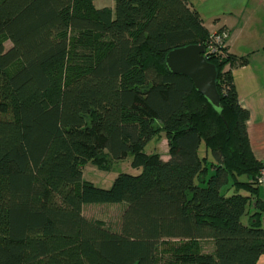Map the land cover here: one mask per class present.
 Segmentation results:
<instances>
[{
	"label": "trees",
	"instance_id": "16d2710c",
	"mask_svg": "<svg viewBox=\"0 0 264 264\" xmlns=\"http://www.w3.org/2000/svg\"><path fill=\"white\" fill-rule=\"evenodd\" d=\"M94 1L0 0V264H259L263 161L227 68L248 57L206 50L217 108L165 67L214 34L188 0ZM129 157L141 173L84 179ZM104 203L125 204L119 230L84 216Z\"/></svg>",
	"mask_w": 264,
	"mask_h": 264
},
{
	"label": "crops",
	"instance_id": "0c3cea01",
	"mask_svg": "<svg viewBox=\"0 0 264 264\" xmlns=\"http://www.w3.org/2000/svg\"><path fill=\"white\" fill-rule=\"evenodd\" d=\"M196 1L199 0H188L190 5L198 10V6L194 4ZM230 1L228 12L239 19L237 39L234 37L235 26L222 21L220 17L216 21L215 28H210L206 23L205 26L210 32L227 30L228 51L236 55L238 59L248 57L247 63L241 64L236 61L232 67L227 68L231 69L241 105L250 113L247 130L252 151L259 161H264V0ZM94 4L97 8H114L115 0H95ZM163 157L169 158L168 155ZM259 196L264 200V190L260 189ZM207 242L212 245V249L205 252H212L214 242L212 240ZM259 264H264V254L259 258Z\"/></svg>",
	"mask_w": 264,
	"mask_h": 264
},
{
	"label": "rangeland",
	"instance_id": "374dc122",
	"mask_svg": "<svg viewBox=\"0 0 264 264\" xmlns=\"http://www.w3.org/2000/svg\"><path fill=\"white\" fill-rule=\"evenodd\" d=\"M109 2V1H108ZM114 2V1H113ZM195 6L200 11L204 22L210 28L216 27V21L220 17L222 21H226L231 26H235V39L238 37L239 32V19L228 12L230 0H205L194 2ZM98 6H101L98 4ZM222 23V22H221ZM233 37V38H234ZM6 48H10L12 43L5 41ZM204 147V146H203ZM147 151L159 152L162 156L168 155L169 147L168 140L164 133H160L147 146ZM131 157L122 161H111L106 168H99L93 163H87L84 168V179L92 181L99 187L109 188L114 179L121 173L139 174L142 169H134L131 164ZM227 186L223 189L227 191ZM261 190H264V185ZM124 203H104V204H85L83 206V214L90 220L102 222L107 227L113 230H119L121 225V216L124 209ZM174 242V241H173ZM176 243V242H174ZM204 250L211 251L212 245L209 242H205Z\"/></svg>",
	"mask_w": 264,
	"mask_h": 264
},
{
	"label": "water",
	"instance_id": "95a60500",
	"mask_svg": "<svg viewBox=\"0 0 264 264\" xmlns=\"http://www.w3.org/2000/svg\"><path fill=\"white\" fill-rule=\"evenodd\" d=\"M203 44H189L169 51L165 58L168 72L191 79L196 90L211 104L220 108L221 95L217 87L218 70L205 57Z\"/></svg>",
	"mask_w": 264,
	"mask_h": 264
},
{
	"label": "built area",
	"instance_id": "2783aa9c",
	"mask_svg": "<svg viewBox=\"0 0 264 264\" xmlns=\"http://www.w3.org/2000/svg\"><path fill=\"white\" fill-rule=\"evenodd\" d=\"M228 37V32L222 31V32H214L211 40L208 42V49L210 52L216 53L219 51V48L221 45H225L226 40ZM258 181L260 184L264 185V161H263V166L261 168V173L259 175Z\"/></svg>",
	"mask_w": 264,
	"mask_h": 264
}]
</instances>
